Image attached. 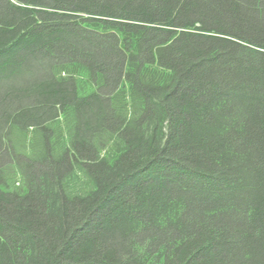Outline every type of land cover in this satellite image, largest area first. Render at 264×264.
<instances>
[{
    "label": "trees",
    "instance_id": "1",
    "mask_svg": "<svg viewBox=\"0 0 264 264\" xmlns=\"http://www.w3.org/2000/svg\"><path fill=\"white\" fill-rule=\"evenodd\" d=\"M0 264H264V0H0Z\"/></svg>",
    "mask_w": 264,
    "mask_h": 264
}]
</instances>
